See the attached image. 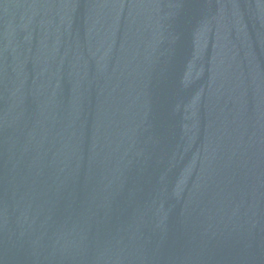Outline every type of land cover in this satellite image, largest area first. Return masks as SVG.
Returning <instances> with one entry per match:
<instances>
[{"label":"water","instance_id":"1","mask_svg":"<svg viewBox=\"0 0 264 264\" xmlns=\"http://www.w3.org/2000/svg\"><path fill=\"white\" fill-rule=\"evenodd\" d=\"M0 264H264V0H0Z\"/></svg>","mask_w":264,"mask_h":264}]
</instances>
